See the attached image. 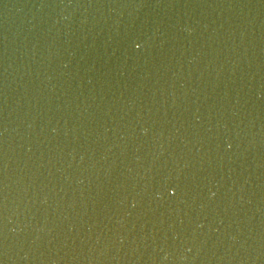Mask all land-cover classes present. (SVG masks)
Instances as JSON below:
<instances>
[{
  "label": "water",
  "instance_id": "obj_1",
  "mask_svg": "<svg viewBox=\"0 0 264 264\" xmlns=\"http://www.w3.org/2000/svg\"><path fill=\"white\" fill-rule=\"evenodd\" d=\"M0 264H264V0H0Z\"/></svg>",
  "mask_w": 264,
  "mask_h": 264
}]
</instances>
